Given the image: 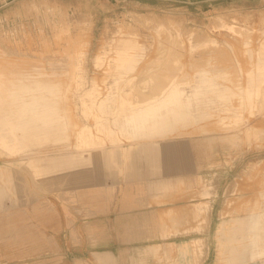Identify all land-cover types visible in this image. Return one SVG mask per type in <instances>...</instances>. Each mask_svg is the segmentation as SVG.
Masks as SVG:
<instances>
[{"label": "rangeland", "instance_id": "1", "mask_svg": "<svg viewBox=\"0 0 264 264\" xmlns=\"http://www.w3.org/2000/svg\"><path fill=\"white\" fill-rule=\"evenodd\" d=\"M148 104L161 130L131 115ZM127 177L144 208L118 215L117 237L85 230L101 187ZM259 211L264 0H0V264H99L104 250L107 264H264Z\"/></svg>", "mask_w": 264, "mask_h": 264}, {"label": "crops", "instance_id": "2", "mask_svg": "<svg viewBox=\"0 0 264 264\" xmlns=\"http://www.w3.org/2000/svg\"><path fill=\"white\" fill-rule=\"evenodd\" d=\"M164 165H165V161H164ZM49 167L53 168L54 164L49 163ZM132 180H133L132 178L127 177V178L119 179L117 181H112L110 185L103 187L104 189L101 187V192L103 191V196L101 193L100 198L94 200V203L92 206L93 208L88 209L89 215L86 216L82 221L84 225L83 227H85V230H86V227L91 228L92 232H96L97 230L104 229L108 234L107 237H109L110 239L112 238V236L114 237L118 236L117 231H116L117 226L114 224L112 226V223L117 222L118 215L120 216L132 215L136 208L142 209L144 208L142 206L144 204H147L144 196H142L139 193L138 194L133 193V196L131 198V194L129 193V191H130V183L132 182ZM114 192H115V195H114ZM208 193H210V190L206 189L203 191L202 194L206 195ZM118 195L120 197L117 198ZM205 207H206V210H208L209 212L210 211L209 205H201L199 208L203 209ZM199 208H197V210H199ZM234 211H233L230 221L238 220L235 218L242 216L244 214V212L242 214H239V213H235ZM257 215H259L260 219L262 220L261 217H264V212L263 211L254 212V216H257ZM125 220L129 221L128 218L127 219L125 218ZM57 222H58L57 229H54L53 223L51 225L47 223V226H46L47 231L51 232V237L56 236V237L63 238L64 233L67 230L66 228L67 224L65 221V215H64L63 209L61 210V219ZM101 223H103L104 226H102ZM59 227H61V230L59 229ZM132 227L133 225L131 223L125 224V231H126L125 237L128 238V237L133 236ZM111 231L115 233L112 234ZM1 243L3 242L0 241V245ZM114 243L117 244V241H114ZM59 252L62 254L67 253V249L65 250L64 247L62 246ZM95 252L97 253L95 256L99 264H107L108 262L113 261L112 256L106 253V252L113 253V250H104L100 252H97V251ZM0 255L5 256L6 253L1 251Z\"/></svg>", "mask_w": 264, "mask_h": 264}, {"label": "bare ground", "instance_id": "3", "mask_svg": "<svg viewBox=\"0 0 264 264\" xmlns=\"http://www.w3.org/2000/svg\"><path fill=\"white\" fill-rule=\"evenodd\" d=\"M119 57H120L119 59L122 60V62H119L120 64H128L131 61L130 60L131 57L127 56V54L121 53ZM30 85L31 84H28V87ZM46 85H48V84H46ZM39 88H41L44 91L52 92V90H50L51 87H49V86H43V87H41V85H39V84H36L31 89H28L27 88V91L34 92V91H37ZM19 90L20 91H24V90H26V88H25L24 85H22V87H20ZM175 93H176V91H175ZM175 93H174V91H171L169 93L170 95H169L168 98H169L170 101H172V99L173 100H177L178 95L175 94ZM2 102H4V101H2ZM162 102L163 103H166V101H162ZM161 103H159V104H161ZM25 104L28 107H30V108H32V107H34V108L35 107H37V108H43L47 104V97H38L35 100L30 99V101L22 102V103H21V101H19L20 107L28 108ZM157 111H158V107H156L154 104H148L145 107H142L139 110L133 112L131 115L133 116V118H135V122L138 121V120H140V122L143 121V120H145V121L141 122L142 125H145L147 123L150 128H154V130H161L162 129L161 123L158 124L156 121H154V119L159 115ZM40 116L42 118H47V119L50 118V116H49V114H48L47 111L41 112L40 113ZM159 116L161 118V122L166 119V114L165 115L164 114H161ZM51 118L53 119V115H52ZM46 125H47V121L45 120L44 125L43 126H40V128L41 127L42 128L41 129L40 128H37L36 129V133L31 134V135L34 136V138H32L33 140L31 139L33 143L38 144L40 141H44V140H47L48 139L47 138V134L50 133V132L46 130V127H47ZM58 128H59L58 126H54L53 127L54 130H57ZM23 134L26 136V135H28V132H25ZM29 145H30V143H29Z\"/></svg>", "mask_w": 264, "mask_h": 264}]
</instances>
